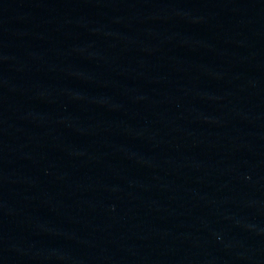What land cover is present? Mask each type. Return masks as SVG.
I'll return each instance as SVG.
<instances>
[{
  "label": "water",
  "instance_id": "obj_1",
  "mask_svg": "<svg viewBox=\"0 0 264 264\" xmlns=\"http://www.w3.org/2000/svg\"><path fill=\"white\" fill-rule=\"evenodd\" d=\"M0 264H264V0H0Z\"/></svg>",
  "mask_w": 264,
  "mask_h": 264
}]
</instances>
